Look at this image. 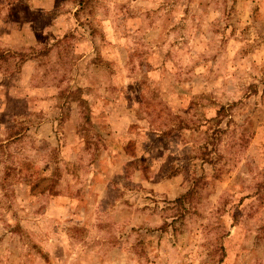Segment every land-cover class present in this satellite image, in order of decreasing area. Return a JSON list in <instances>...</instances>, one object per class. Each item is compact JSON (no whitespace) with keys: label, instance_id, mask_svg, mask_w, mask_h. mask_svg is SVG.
I'll use <instances>...</instances> for the list:
<instances>
[{"label":"rangeland","instance_id":"obj_1","mask_svg":"<svg viewBox=\"0 0 264 264\" xmlns=\"http://www.w3.org/2000/svg\"><path fill=\"white\" fill-rule=\"evenodd\" d=\"M0 264H264V0H0Z\"/></svg>","mask_w":264,"mask_h":264}]
</instances>
